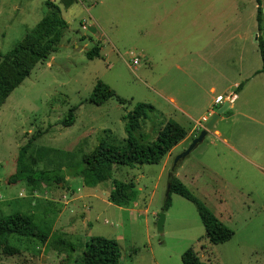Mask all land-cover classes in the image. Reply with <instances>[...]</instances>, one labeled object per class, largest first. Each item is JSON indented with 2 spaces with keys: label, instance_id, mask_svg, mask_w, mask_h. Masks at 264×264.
Returning a JSON list of instances; mask_svg holds the SVG:
<instances>
[{
  "label": "rangeland",
  "instance_id": "1",
  "mask_svg": "<svg viewBox=\"0 0 264 264\" xmlns=\"http://www.w3.org/2000/svg\"><path fill=\"white\" fill-rule=\"evenodd\" d=\"M51 1L58 5L66 23L57 50L34 64L28 76L0 101V214L31 213L49 237L43 243L11 237L9 242L17 251L10 255L0 252V264L76 263L82 260L83 246L92 235L116 240L118 264H181L180 255L188 247L205 264H264V172L258 168L264 163V147L255 150L247 144L246 150H241L251 157L247 160L207 135L180 160L186 161L184 169L191 174V179L186 176V188L232 230L228 240L217 244L205 239L194 205L173 192L163 210L161 232L156 228L171 172L168 168L189 142L175 148L163 172H159V163L118 165L113 166L108 179L95 185H86L78 174L81 155L89 153L99 139L121 145L125 137L123 113L136 102L159 100L152 90V63L164 51L153 36L155 26L166 29L179 23L177 11L171 8L173 0H161L158 7L156 0ZM223 1L230 9L231 0L203 3L212 8ZM43 2L0 0V53L34 26L44 12ZM249 2L236 3L234 11L240 12L241 25L251 8ZM199 3L184 2L190 16L187 21L197 15ZM260 14L264 25L262 6ZM233 20L227 17L224 24ZM92 45L101 47L99 56L87 59L84 51ZM197 49L192 43L175 51L194 59ZM131 56L139 59L138 64H131ZM234 58L236 62V54ZM96 80L125 102L119 104L115 96L100 104L88 101ZM201 94L203 99L207 97ZM73 106L72 124L62 126L60 120ZM154 107L157 110L159 105ZM161 118L158 111L151 116L156 123ZM182 125L187 128L189 123ZM228 126L219 125L224 130ZM23 146L26 149L20 154ZM45 170L49 178L57 173L64 177L58 183L25 178ZM112 179L132 180L133 199L123 205L109 202Z\"/></svg>",
  "mask_w": 264,
  "mask_h": 264
},
{
  "label": "crops",
  "instance_id": "2",
  "mask_svg": "<svg viewBox=\"0 0 264 264\" xmlns=\"http://www.w3.org/2000/svg\"><path fill=\"white\" fill-rule=\"evenodd\" d=\"M156 1V7L163 2ZM185 1L171 2V8L177 11L179 23L173 22L166 29L155 26L153 36L164 52L156 55L152 63V90L159 100H153L151 104L153 107L155 104L159 105L156 111L162 116L160 124L172 119L185 130L183 139L163 156L159 172L165 171L167 159L174 155L175 148L190 142L203 128L217 95L230 97V100L226 99L227 107L205 136L212 135L233 154L242 155L247 160L251 157L244 155L246 151H241L246 150L247 144L255 146V150L264 147V72L257 71L261 65L257 36L264 40V25L261 24L260 14V29H257L256 1L250 0L251 8L245 13L244 25L239 23L242 18L240 12L234 11L240 0H231L228 3L230 9H226L224 1L211 8L210 3L205 4L204 0H200L197 15L189 21ZM259 6H262L264 13V0H259ZM230 16L238 22L233 20L230 25H225V19ZM178 18L175 20L178 21ZM192 43L198 46L197 51H194V59L185 52L175 51ZM98 50L100 53L101 47ZM167 50L170 52L169 56ZM226 66L230 68H225ZM216 90L220 92L215 93ZM201 93H206L207 97L203 99ZM202 117H206L204 122L201 121ZM187 122L189 125L186 128L182 124ZM220 124H229L230 128L228 126L227 130L221 129ZM185 162L179 160L173 172L183 184L186 183V176L191 179V174L184 169ZM203 167L206 168L207 165ZM258 168L264 172V163Z\"/></svg>",
  "mask_w": 264,
  "mask_h": 264
},
{
  "label": "trees",
  "instance_id": "3",
  "mask_svg": "<svg viewBox=\"0 0 264 264\" xmlns=\"http://www.w3.org/2000/svg\"><path fill=\"white\" fill-rule=\"evenodd\" d=\"M255 1L257 3L256 22L259 30L260 6L259 0ZM43 4L44 12L34 26L9 50L0 53V101L28 76L29 70L34 64L45 61L50 53L57 50V44L63 35L66 23L60 17V9L57 4L51 0H44ZM257 48L261 61L257 71L264 72V40L259 35L257 36ZM84 55L87 59L98 57V46L92 45L84 51ZM112 96H115L114 91L104 82L96 80L88 101L100 104ZM116 99L119 104L125 102L122 98L116 97ZM75 108L73 106L67 110L65 116L60 120L62 126L72 124V111ZM155 114L154 107L146 102H136L127 112L123 113L121 119L125 137L121 145L111 144L105 138H101L89 153L81 155L78 174L84 183L95 185L105 181L111 176L113 166L134 167L142 164L160 163L163 156L183 139L185 130L172 119H167L162 124L154 122L151 116ZM32 139L33 137L28 140V143ZM24 149L26 146L21 148L20 154ZM17 170L21 172L20 168ZM173 170L174 168L167 177L169 192L168 196L164 198L161 210L168 207L170 193H176L194 205L203 226V235L209 243L217 244L228 240L232 236V230L186 188L174 175ZM48 174V171L45 170L40 171L36 176L32 175L35 178L29 174L25 175V178L32 180L41 177L52 179L58 183L64 177L57 173L49 178ZM111 186L107 199L114 205L126 204L135 195L132 180L112 179ZM13 236L35 239L41 243L49 237L33 221L31 213L0 214V252L2 254L10 255L17 251V248L9 242ZM81 254V261L70 264H118L120 258L116 240L99 235H92L87 239ZM180 261L181 264H205L191 247L181 253Z\"/></svg>",
  "mask_w": 264,
  "mask_h": 264
},
{
  "label": "water",
  "instance_id": "4",
  "mask_svg": "<svg viewBox=\"0 0 264 264\" xmlns=\"http://www.w3.org/2000/svg\"><path fill=\"white\" fill-rule=\"evenodd\" d=\"M227 105H228V101L225 100L221 102L219 106L209 114L203 128H201L199 132L197 133V135L191 139L187 148L184 149L181 153H179L175 157L174 164L170 168L171 170L173 169V167L179 160L184 158V156H186L203 139L207 131L212 130L214 122L219 119L220 114L225 110ZM168 192H169V182L166 183V189H165V194H164L165 198L168 196ZM163 220H164V213L161 210L158 212L157 218H156V228L159 232H161L162 230Z\"/></svg>",
  "mask_w": 264,
  "mask_h": 264
},
{
  "label": "built area",
  "instance_id": "5",
  "mask_svg": "<svg viewBox=\"0 0 264 264\" xmlns=\"http://www.w3.org/2000/svg\"><path fill=\"white\" fill-rule=\"evenodd\" d=\"M130 60H131V64H136L137 62H138V59L135 57V56H131L130 57ZM230 100V97H223L222 95H217V96H215V98H214V100H213V103H214V107L216 106V105H219L222 101H224V100ZM212 111H213V109H212ZM212 111H210L209 113H208V115L212 112ZM206 120V117H202L201 118V121H205ZM201 126V125H200Z\"/></svg>",
  "mask_w": 264,
  "mask_h": 264
}]
</instances>
